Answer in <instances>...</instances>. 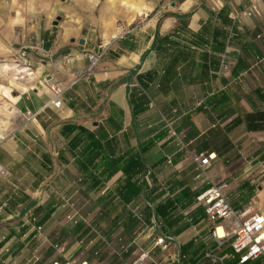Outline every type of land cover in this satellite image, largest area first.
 <instances>
[{"label":"crops","instance_id":"crops-1","mask_svg":"<svg viewBox=\"0 0 264 264\" xmlns=\"http://www.w3.org/2000/svg\"><path fill=\"white\" fill-rule=\"evenodd\" d=\"M0 164V264H241L198 197L264 215V0H0Z\"/></svg>","mask_w":264,"mask_h":264},{"label":"built area","instance_id":"built-area-1","mask_svg":"<svg viewBox=\"0 0 264 264\" xmlns=\"http://www.w3.org/2000/svg\"><path fill=\"white\" fill-rule=\"evenodd\" d=\"M219 6L215 5L213 11L218 12ZM244 15H251L252 12L247 10L243 12ZM30 48H39V46H31L30 44L23 45L19 48L17 52V58L23 60L27 58L28 51ZM90 60V67L87 71L88 74H93L101 62L102 55L96 53H90L88 55ZM225 68L226 65H223ZM52 89L55 91L56 97L52 103L56 107L62 105V97L64 90L57 84L52 85ZM151 106H155L154 102L151 101ZM28 118H32L33 114L28 112ZM171 134L177 136V132L173 125L170 123ZM192 159L198 163L199 170L204 171L210 163V156L203 153H193ZM9 171L0 164V176L7 177ZM227 184L222 183L219 185H214L207 189L203 194L198 197L200 202L206 205V212L208 217L218 223L229 221L230 228L227 231V236H233V248L234 251L240 255V263L244 264L250 260L264 257V215L255 211L253 207H248L245 209L236 210L232 207L231 203L226 196ZM64 201L68 204L69 200L63 197ZM78 213L69 214L68 220L78 223L77 219ZM219 226L215 227L213 230V235L220 238L218 234ZM155 246H160L163 249H168L169 242L164 236H160L155 241ZM60 249L62 247H59ZM151 259V254L149 251H142L132 262V264H147ZM54 264H60L56 262ZM69 264V263H65ZM82 264H86L82 263Z\"/></svg>","mask_w":264,"mask_h":264},{"label":"rangeland","instance_id":"rangeland-1","mask_svg":"<svg viewBox=\"0 0 264 264\" xmlns=\"http://www.w3.org/2000/svg\"><path fill=\"white\" fill-rule=\"evenodd\" d=\"M156 122H157V120H156V121H153V120H152V122H151V123H152V124H154V123H156ZM157 126H159V125L157 124Z\"/></svg>","mask_w":264,"mask_h":264}]
</instances>
